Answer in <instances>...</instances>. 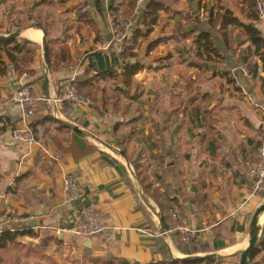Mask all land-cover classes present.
<instances>
[{
	"label": "crops",
	"instance_id": "1",
	"mask_svg": "<svg viewBox=\"0 0 264 264\" xmlns=\"http://www.w3.org/2000/svg\"><path fill=\"white\" fill-rule=\"evenodd\" d=\"M163 1L167 10L135 50L142 68L127 88L110 78L126 63L107 23L110 11L118 13L130 22L131 36L137 24L124 14L127 0H119V9L115 0H0V36L19 31V41L39 47L22 76L2 54L0 234H32L0 246V264H240L264 204V190L253 193L244 165L264 141V19L253 21L238 0ZM258 3L264 12V0ZM85 5L90 23L78 14ZM246 27L260 34L259 47ZM205 34L213 36L218 57L207 58ZM44 39L49 49L65 48L66 62L50 57L47 67ZM243 53L254 70L238 66ZM28 83L37 143L25 147L14 137L22 111L10 96ZM70 84L90 88L94 101H60ZM69 174L82 190L76 200L62 185ZM174 203L198 231L191 251L176 243L190 247L174 232ZM88 210L105 221L104 236L74 234ZM251 264H264V249Z\"/></svg>",
	"mask_w": 264,
	"mask_h": 264
},
{
	"label": "trees",
	"instance_id": "2",
	"mask_svg": "<svg viewBox=\"0 0 264 264\" xmlns=\"http://www.w3.org/2000/svg\"><path fill=\"white\" fill-rule=\"evenodd\" d=\"M115 1L116 2L114 3L113 8L119 9L121 4H119L120 3L119 0H115ZM238 1L247 4L248 9L250 11V14L249 12L247 14L248 16H250V18L253 21H256V22L259 21L260 12L258 10V0H238ZM137 3H138V0H127V6L124 10V14L127 17L131 18L132 22L135 20L137 24V27L133 30V32H131L132 46L129 47L124 53L120 54L123 62H125L126 65L123 68V71L121 73L113 72L110 75V78L121 80L122 84L127 88L131 86V84L133 83L134 76L142 68L139 61H137L138 56L135 52L137 46L139 45V42L141 41V39L146 38L151 34L154 26L159 20L160 12L163 10H167V6L163 0H146L144 3L145 5L143 6V8H141V11L137 10L138 13H136L137 12L136 9H138ZM78 14H79L80 19L84 23H90V20L87 14H83L82 10H80ZM226 19H228L229 22L237 23V20L235 18H232L229 12H227ZM245 29L247 30L248 34H251V40L254 43L258 44L259 40L262 41V39L259 38L260 34L255 29H250L247 27ZM203 37L205 41V50L207 53V58H211L209 57L210 54H214L215 56L218 57V54L220 53L217 52L218 50H216L217 49L216 45L214 44V42H212L213 36L210 34H205ZM258 47H259V44H258ZM38 48L39 47L35 45L34 43H31L25 40L19 41L18 38H13L7 41H0V72L5 73L7 69L6 64L2 62V58H3L2 54L5 53L8 56L11 64H13L15 71L19 73V75L22 76L24 74H28L29 73L28 67L34 61ZM49 52H50V57L52 58L57 57L59 62H64V61L66 62L67 58H65V56L67 54H66L65 48L59 49L58 51H54L51 48L49 49ZM250 57H251L250 55L243 53L240 57V62L238 66H241L244 64L247 65L248 63V66L252 70H254L255 65L252 62V60L250 63ZM58 67H59V64L58 66L56 64L52 66L54 70H56ZM231 74L229 73V71H225L224 73L225 76L227 75L228 80L231 83H233L231 81L232 80L230 76ZM99 79L101 78H98V80ZM76 86L84 96L89 97L92 101H94L95 95H96L94 91L92 92L90 88L82 89L79 85H76ZM32 129H33V133L36 138V141H37L34 124L32 125ZM261 145H258L257 149ZM162 185L165 188L166 200H168V203L170 204V202L174 200L170 199V194H168L169 188L167 187V185H164V183H162ZM167 210H168V207L162 206V211L166 212L165 215H167ZM31 234H32L31 230H24V229L23 230L17 229L13 232L9 230H2L0 234L1 235L0 236V246H5L8 242L11 243L15 241L18 237L31 235ZM176 243L180 249L184 251H191L192 247L190 246V244H192L193 242H191L190 244H185L187 246H190L186 248H182L181 244L179 243L177 239H176ZM261 249H264V238L262 239V242L260 243V248H258L255 252L254 259L260 253ZM160 253L166 258V260L170 259L168 255V250L165 246L160 247ZM178 262H181L182 264H201L204 261L201 259L189 260V261L186 260V261L173 262V264H177ZM110 264H131V263H128L126 261H118V262L110 263Z\"/></svg>",
	"mask_w": 264,
	"mask_h": 264
},
{
	"label": "built area",
	"instance_id": "3",
	"mask_svg": "<svg viewBox=\"0 0 264 264\" xmlns=\"http://www.w3.org/2000/svg\"><path fill=\"white\" fill-rule=\"evenodd\" d=\"M83 14L90 11V7L85 5L81 8ZM258 10L260 18L264 19V12L258 3ZM107 23L111 31L112 41L118 47L119 53H124L132 46V37L130 36V22L124 20L118 13L109 12L107 14ZM249 76V72L243 69H238ZM10 100L17 104L21 111V120L14 131L15 139L22 146H33L37 143L34 136L32 125L36 119L35 100L32 96V88L30 84H22L10 96ZM60 101L68 102L74 106L90 105L89 98L84 96L77 88L76 84H70L66 87L63 97ZM246 179L252 185V191L257 194L264 190V142L259 147L257 154L253 160L247 161L245 164ZM64 190L69 194L70 199L76 200L82 194L79 185V179L76 174L66 175L63 179ZM172 217L175 221L174 232L178 233L179 238L184 243L193 242L198 234L193 227H191L185 218L184 214L179 210L176 203L172 205ZM15 222V221H14ZM108 227L102 219L100 213L96 210L85 211L81 217V222L74 230V234L81 238H96L102 237L107 232ZM65 233L66 231H58Z\"/></svg>",
	"mask_w": 264,
	"mask_h": 264
},
{
	"label": "water",
	"instance_id": "4",
	"mask_svg": "<svg viewBox=\"0 0 264 264\" xmlns=\"http://www.w3.org/2000/svg\"><path fill=\"white\" fill-rule=\"evenodd\" d=\"M20 35V32L17 31L12 33L8 37L0 36V41H7L13 38H17ZM43 48V57L47 67H50V56H49V47L47 45L46 39L42 43ZM79 133L78 129H75ZM80 134V133H79ZM41 215V214H39ZM264 215V204L255 212L252 223L251 230L248 237V243L245 249L241 252L240 264H251L256 250L259 248L260 242L264 237V223L261 222V218ZM37 226L36 222L29 223L30 228H35Z\"/></svg>",
	"mask_w": 264,
	"mask_h": 264
},
{
	"label": "bare ground",
	"instance_id": "5",
	"mask_svg": "<svg viewBox=\"0 0 264 264\" xmlns=\"http://www.w3.org/2000/svg\"><path fill=\"white\" fill-rule=\"evenodd\" d=\"M261 222H263V223H264V215H263V217L261 218Z\"/></svg>",
	"mask_w": 264,
	"mask_h": 264
},
{
	"label": "rangeland",
	"instance_id": "6",
	"mask_svg": "<svg viewBox=\"0 0 264 264\" xmlns=\"http://www.w3.org/2000/svg\"><path fill=\"white\" fill-rule=\"evenodd\" d=\"M87 98H89V97H87ZM90 99V98H89ZM90 101L92 102V100L90 99Z\"/></svg>",
	"mask_w": 264,
	"mask_h": 264
}]
</instances>
